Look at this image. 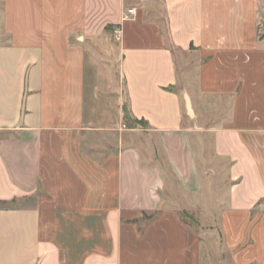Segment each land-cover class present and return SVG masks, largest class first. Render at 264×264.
Returning <instances> with one entry per match:
<instances>
[{
  "label": "crops",
  "instance_id": "1",
  "mask_svg": "<svg viewBox=\"0 0 264 264\" xmlns=\"http://www.w3.org/2000/svg\"><path fill=\"white\" fill-rule=\"evenodd\" d=\"M263 21L264 0H0V264H203L161 167L197 174L205 135L230 262L264 264Z\"/></svg>",
  "mask_w": 264,
  "mask_h": 264
},
{
  "label": "rangeland",
  "instance_id": "2",
  "mask_svg": "<svg viewBox=\"0 0 264 264\" xmlns=\"http://www.w3.org/2000/svg\"><path fill=\"white\" fill-rule=\"evenodd\" d=\"M264 31V21L262 22ZM190 144L194 149L196 173L186 167L179 171L173 167H161L166 177L165 205L175 210L181 219L199 228L204 236L203 264H231L225 250L219 214L229 187L228 168L214 155L212 137L190 136ZM161 157V156H160ZM161 163H166L160 160ZM165 165V164H164ZM192 171H191V170ZM192 172V173H191ZM197 177L202 185L201 196L184 193L186 186L182 178ZM196 189V184L189 185ZM192 192V191H189ZM154 215H148V218Z\"/></svg>",
  "mask_w": 264,
  "mask_h": 264
},
{
  "label": "built area",
  "instance_id": "3",
  "mask_svg": "<svg viewBox=\"0 0 264 264\" xmlns=\"http://www.w3.org/2000/svg\"><path fill=\"white\" fill-rule=\"evenodd\" d=\"M132 12V11H131ZM113 35L116 39H120L122 35V30L121 28L117 27L113 30Z\"/></svg>",
  "mask_w": 264,
  "mask_h": 264
},
{
  "label": "water",
  "instance_id": "4",
  "mask_svg": "<svg viewBox=\"0 0 264 264\" xmlns=\"http://www.w3.org/2000/svg\"><path fill=\"white\" fill-rule=\"evenodd\" d=\"M186 102H187L188 111L190 114H192V109H191L190 100L188 96H186Z\"/></svg>",
  "mask_w": 264,
  "mask_h": 264
},
{
  "label": "trees",
  "instance_id": "5",
  "mask_svg": "<svg viewBox=\"0 0 264 264\" xmlns=\"http://www.w3.org/2000/svg\"><path fill=\"white\" fill-rule=\"evenodd\" d=\"M152 216H150V218H151Z\"/></svg>",
  "mask_w": 264,
  "mask_h": 264
}]
</instances>
